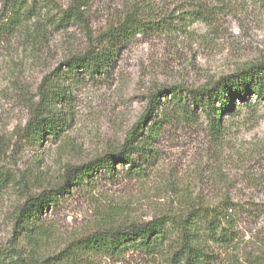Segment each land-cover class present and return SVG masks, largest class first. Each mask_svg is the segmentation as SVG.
Listing matches in <instances>:
<instances>
[{
	"label": "rangeland",
	"instance_id": "obj_1",
	"mask_svg": "<svg viewBox=\"0 0 264 264\" xmlns=\"http://www.w3.org/2000/svg\"><path fill=\"white\" fill-rule=\"evenodd\" d=\"M47 1L39 17L0 44V169L16 181L0 193V246L22 256L29 250L13 233L12 211L24 195L54 189L67 166L118 150L149 96L163 87L195 89L264 60V0H143L157 16L170 18L172 28L122 46L108 79L66 83L62 89L70 97L54 110L66 126L56 139L46 134L36 147L26 128L45 77L52 78L65 60L84 53L138 0H87L82 25L53 18L70 0ZM50 90L60 89L52 85ZM263 111L241 109L225 118L219 140L203 120L169 121L152 147L156 154L146 160L134 155L141 177L126 175L128 165L122 170L116 164V179L100 180L93 193L78 188L57 197V206L42 217L49 231L40 254H58L73 239L103 225L144 223L228 199L248 204L254 214L244 218L238 245L222 254L219 264H263ZM94 264L159 263L129 255L118 261L97 258Z\"/></svg>",
	"mask_w": 264,
	"mask_h": 264
},
{
	"label": "trees",
	"instance_id": "obj_2",
	"mask_svg": "<svg viewBox=\"0 0 264 264\" xmlns=\"http://www.w3.org/2000/svg\"><path fill=\"white\" fill-rule=\"evenodd\" d=\"M46 2L0 0V44L39 17ZM86 5L87 0H70L69 6L53 18L65 24L82 25V8ZM154 12L147 2L138 0L116 23L100 32L84 53L65 60L52 78L45 77L38 106L26 128L31 144L40 147L46 134L56 139L66 126L63 117L54 111L58 106L64 107L70 97L62 89L66 83H80L85 77L88 80L108 79L122 46L137 36L169 30L170 18ZM52 85L60 90L56 93L50 90ZM161 108L162 117L154 121ZM261 108L264 109V60L207 81L195 89L180 85L163 87L149 96L146 110L127 132L118 150L79 166H67L61 183L54 189L24 195L23 201L12 211L13 233L22 239L29 253L22 256L12 247L0 246V264H94L97 258L118 261L129 255L159 264H219L222 254L238 245L239 227L244 218L254 214L248 204L223 199L216 206H196L172 217H156L144 223L103 225L73 239L58 254L45 258L40 253L47 242L44 237L49 227L44 225L42 217L48 208L57 206V197L70 195L72 189L82 188L91 194L99 188L100 180H115L116 164L122 166V170L128 165L126 175L141 177L143 169L134 155L146 160L156 154L152 147L158 142L163 126L171 120L191 124L203 120L209 133L219 140L225 134V118L234 117L241 109L254 114ZM15 184L12 174L0 169V193ZM259 248L264 264V245Z\"/></svg>",
	"mask_w": 264,
	"mask_h": 264
}]
</instances>
